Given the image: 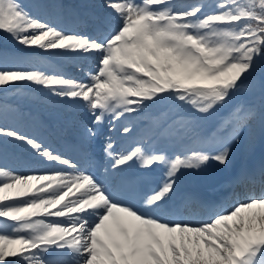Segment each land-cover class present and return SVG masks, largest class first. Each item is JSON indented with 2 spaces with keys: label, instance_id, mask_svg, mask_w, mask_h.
<instances>
[{
  "label": "snow or ice",
  "instance_id": "snow-or-ice-1",
  "mask_svg": "<svg viewBox=\"0 0 264 264\" xmlns=\"http://www.w3.org/2000/svg\"><path fill=\"white\" fill-rule=\"evenodd\" d=\"M105 7L119 22L107 35L92 37L42 21L20 0H0V31L14 42L98 56L87 81L35 67H0V87L30 83L84 104L94 117L84 131L95 137L106 118L112 124L164 98L211 115L264 62V0H215L207 13L200 0H105ZM238 123L230 121L197 149L173 156L143 144L114 153L109 137L104 152L113 171L129 162L165 169L162 182L142 195L141 207L40 139L0 126V137L57 166L42 174L0 166V264H264V194L206 221L162 214L181 169L228 163Z\"/></svg>",
  "mask_w": 264,
  "mask_h": 264
},
{
  "label": "rangeland",
  "instance_id": "rangeland-1",
  "mask_svg": "<svg viewBox=\"0 0 264 264\" xmlns=\"http://www.w3.org/2000/svg\"><path fill=\"white\" fill-rule=\"evenodd\" d=\"M22 2V5L25 6V8L33 15L38 17L44 22L50 23L58 27L59 29L65 31L66 33H76V34H81L85 35V32L87 29H80L78 32L77 30L73 31L75 29L72 26V19L73 18H67L66 16L63 15V12L60 11V9H56L57 12V17L52 16L51 9L46 6L45 0H20ZM84 3H92L98 8H104V16L109 17L115 24V28L118 24V19L116 16H114L109 9L105 7V0H82ZM196 2V0L190 1L187 4H191ZM203 4L206 5L204 0H200ZM177 4H182L181 1L176 2ZM214 4L215 0L211 2L209 5L207 4V12H212L214 11ZM109 15H113L110 17ZM96 24L94 26H101L103 21L102 20H96L92 18ZM93 30V28H91ZM88 31V30H87ZM0 33L6 34L3 31H0ZM98 37V36H97ZM7 39V38H6ZM8 39L14 44L18 46H23L20 45L16 42H14L10 37ZM28 47V46H27ZM37 49L38 51H43L46 53L44 50L38 49L36 47H32ZM50 52V51H48ZM96 54L93 55H80L79 59L81 60L82 64L85 65L88 63V60L92 57L95 56ZM97 56V55H96ZM93 59V58H92ZM98 63V57L93 59L92 64L88 68H84L83 66H77L73 61L66 60L64 61V64L67 65L66 69H63L64 71H60V68H54V64L51 63L49 60H43L41 65L38 67L41 70L47 71L49 73L56 72V73H62L66 77H71L72 72H79L80 75H76L78 77L77 80L81 81H87L88 79V73L93 72L96 69ZM0 67H8V68H22V69H30L28 66L27 62L20 60V61H14L12 58L9 56H4L0 55ZM257 81L258 79L264 77V73H259V74H253L249 75ZM30 84V83H26ZM250 86L245 85L244 89H238L232 96L231 98L224 104V109L233 108V105L236 103V96L239 93H242V95L246 96L245 101L243 103H240L239 106H235L229 116L221 117L222 119L219 121L218 126L220 127H225L228 125L230 121L235 122V120L238 118L239 123L235 124L236 131L238 132V137L237 140L229 145L231 152L229 156L230 161L231 157H237L239 150H245V149H252L253 144L255 142L262 140L263 134H264V101H257L258 107L256 110H251V102L252 99H256V88L253 85L254 81L249 82ZM33 85V84H32ZM37 86V85H35ZM4 87H0L1 90H3ZM47 91V90H45ZM170 98H164L159 101L160 107L163 106ZM25 101L39 105L49 111L52 112V114L57 115V116H65L68 120L76 123L79 132H83V139L87 141L86 144H83V152L87 154L89 151L90 143H92V139L94 137H88L84 131L85 126L88 127L89 125H92L91 121L94 119L90 111L87 109V107L82 104V103H75L76 105H70L67 102H64L62 104H55L50 102L48 99L43 100L36 94H32L30 98L25 99ZM218 109V108H217ZM217 109L211 113V115L208 114H201L198 113L199 116L195 120H190L188 122H181V126L178 129V132L174 138V143L173 145L166 150L165 146L163 144H159L157 146H154L153 150H158L167 153L169 156H173L174 154H180L187 152L189 149H197L200 144L193 139V134L191 133V128L192 127H197L201 126L203 129H208L211 125H213L212 122H216V111ZM249 109L252 111L250 112ZM172 111H183V112H196L194 108H192L191 105H188L183 102L177 101L172 107ZM81 119V120H80ZM87 121V122H86ZM109 121V120H108ZM116 124V123H115ZM0 126L4 127H12L20 131L22 134H26L29 136L36 137L40 139L44 144L52 148L55 152L62 154L63 150V145L61 143H55L50 140V138H44L42 137L39 133L36 134V132L29 126H27L22 118L18 115H15L13 111L11 112V116H3L0 122ZM216 126V125H214ZM129 128H132L133 126H128ZM107 125L101 126L99 128L100 131L103 129H106ZM109 130H113V126L109 127ZM115 130V129H114ZM119 132H123V126L118 129ZM102 136L106 137L105 138V145L108 142L107 141V132L101 134ZM117 137H122L117 136ZM3 140H6L10 144L14 146L20 147L22 150H25L31 154L33 152L28 148V146L24 145L23 143L19 141L12 140L11 138L8 137H0ZM47 141H50L47 142ZM89 141V142H88ZM114 142V141H113ZM114 143H117L116 141ZM104 152V150H103ZM34 155V154H33ZM63 155V154H62ZM209 163V162H208ZM227 165V164H226ZM225 165V167H226ZM0 166H3L8 169H12L15 172L19 174H42L39 172V170L45 169L43 167H36L31 163V161L27 158H25L22 155H14L11 153L9 150H4L0 152ZM225 171V170H224ZM224 171L219 174L218 176H222L224 174ZM89 172H91L89 170ZM214 173V172H212ZM210 170H205L203 166L200 169H181V172L178 174V178L176 181V187L174 189V192L171 196V199L176 195L177 191H179L181 188L184 187H190L193 183V178L196 176H200V179H202V182H209L211 180L210 178ZM163 180V179H162ZM162 180L159 182L156 181V183H161ZM159 185V184H158ZM128 196V195H127ZM121 199L127 198L126 195L120 196ZM170 199V200H171ZM242 200L240 202L246 201ZM135 207L140 206L142 204L140 203H132V202H127ZM232 208V207H231ZM231 210V209H230ZM201 211L194 210L191 212V216L193 218L186 220V221H191V222H197L201 220Z\"/></svg>",
  "mask_w": 264,
  "mask_h": 264
},
{
  "label": "bare ground",
  "instance_id": "bare-ground-1",
  "mask_svg": "<svg viewBox=\"0 0 264 264\" xmlns=\"http://www.w3.org/2000/svg\"><path fill=\"white\" fill-rule=\"evenodd\" d=\"M74 79H77V77L75 75H73ZM114 133V132H113ZM261 147L259 146V141L255 143V150L253 153H251L248 157H247V161L248 164L245 168H243V165H239L237 166V171H246V170H256V168L264 166V152L262 151L263 148V140H261L260 142ZM128 145L127 143H122L120 144V146L118 147V152H126L128 150ZM71 158L74 160V162H77L80 166V168L82 170H87L88 166L87 164L80 159L78 154H73L71 155ZM106 169L102 172V179L101 180H106V182L108 183V178H109V173L112 171L111 168V162L109 160L106 161ZM261 194H264V191H259L257 192V194H255V197H259ZM207 218H203L202 220L199 221H206Z\"/></svg>",
  "mask_w": 264,
  "mask_h": 264
},
{
  "label": "trees",
  "instance_id": "trees-1",
  "mask_svg": "<svg viewBox=\"0 0 264 264\" xmlns=\"http://www.w3.org/2000/svg\"><path fill=\"white\" fill-rule=\"evenodd\" d=\"M5 36H7V35H5ZM257 67V66H256Z\"/></svg>",
  "mask_w": 264,
  "mask_h": 264
}]
</instances>
